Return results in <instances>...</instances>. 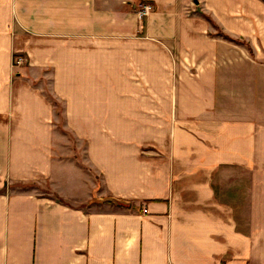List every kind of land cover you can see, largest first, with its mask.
I'll list each match as a JSON object with an SVG mask.
<instances>
[{"label": "crops", "instance_id": "0c3cea01", "mask_svg": "<svg viewBox=\"0 0 264 264\" xmlns=\"http://www.w3.org/2000/svg\"><path fill=\"white\" fill-rule=\"evenodd\" d=\"M0 264H264V0H0Z\"/></svg>", "mask_w": 264, "mask_h": 264}, {"label": "rangeland", "instance_id": "374dc122", "mask_svg": "<svg viewBox=\"0 0 264 264\" xmlns=\"http://www.w3.org/2000/svg\"><path fill=\"white\" fill-rule=\"evenodd\" d=\"M25 62H27V59H26V61H24V64H25ZM21 66L15 65L13 63L14 69L20 68ZM44 89H45L44 91H45V95H46L47 99L54 100L51 97V95L49 94V88L46 84H45ZM61 108H62L61 105L58 104L59 112L61 111ZM58 123H59V125L63 124L62 121H60ZM67 138L69 140L68 145H69V148L71 150L69 155L72 157L73 161L75 162L76 167L81 169L82 173L86 177H91L93 179V181L99 182L100 176H99L98 172L95 169L91 168L89 166V164L86 162L85 155H84L85 143L83 141L77 140L74 136L69 135V134L67 135ZM245 176H248V174L245 173V171L241 168H233V169L220 168L219 173L216 174V178H218V177L219 178H223V177L224 178H236V177L244 178ZM74 183H77V182H74ZM18 187H22V186L19 185ZM46 188H47V184H43V189L47 190ZM244 188H245V186L243 184L233 186V189L235 190V192H237L241 195H243V191L239 190V189H244ZM76 190H78V191L80 190V192L81 191L85 192V189H80V187L77 188ZM245 204H246V202H243V200H242V201L236 203V207L241 209L242 211H244L243 208H244ZM239 221H243V223H248V217L244 215L241 217V219L239 218Z\"/></svg>", "mask_w": 264, "mask_h": 264}, {"label": "built area", "instance_id": "2783aa9c", "mask_svg": "<svg viewBox=\"0 0 264 264\" xmlns=\"http://www.w3.org/2000/svg\"><path fill=\"white\" fill-rule=\"evenodd\" d=\"M154 9L153 4L149 2H138L136 4V14L138 15L139 19H143L147 15H149ZM24 61H26V57L22 55H16L13 57V63L15 65H23Z\"/></svg>", "mask_w": 264, "mask_h": 264}, {"label": "trees", "instance_id": "16d2710c", "mask_svg": "<svg viewBox=\"0 0 264 264\" xmlns=\"http://www.w3.org/2000/svg\"><path fill=\"white\" fill-rule=\"evenodd\" d=\"M205 16V18L214 26V27H216L217 28V33H219V34H221V35H223L224 37H226V38H229V36H227V34H225V33H223L219 28H218V26L215 24V22L211 19V17L210 16H208V15H204ZM231 39V38H230ZM119 202H121L122 203V201H119Z\"/></svg>", "mask_w": 264, "mask_h": 264}]
</instances>
